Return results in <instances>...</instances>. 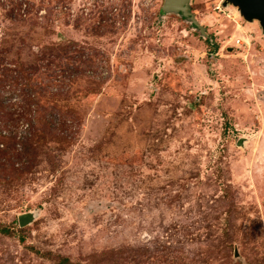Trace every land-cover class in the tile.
<instances>
[{"label": "rangeland", "instance_id": "obj_1", "mask_svg": "<svg viewBox=\"0 0 264 264\" xmlns=\"http://www.w3.org/2000/svg\"><path fill=\"white\" fill-rule=\"evenodd\" d=\"M223 1H190L211 52L162 0H0V125L36 129L0 264H264V33Z\"/></svg>", "mask_w": 264, "mask_h": 264}, {"label": "water", "instance_id": "obj_2", "mask_svg": "<svg viewBox=\"0 0 264 264\" xmlns=\"http://www.w3.org/2000/svg\"><path fill=\"white\" fill-rule=\"evenodd\" d=\"M191 0H162L160 6V15L174 14L182 17L183 21L191 23L192 27L198 31L199 35L211 40L210 35L206 32L205 27L196 18L190 9ZM228 3L235 6L239 15L246 21L252 22L256 20L262 33H264V0H224L223 5ZM230 48V47H229ZM246 138L239 137L236 144L244 146ZM36 215L35 210H27L17 214V223L24 226L30 223Z\"/></svg>", "mask_w": 264, "mask_h": 264}, {"label": "trees", "instance_id": "obj_3", "mask_svg": "<svg viewBox=\"0 0 264 264\" xmlns=\"http://www.w3.org/2000/svg\"><path fill=\"white\" fill-rule=\"evenodd\" d=\"M207 42L211 47V51L213 52L216 48V44L209 42L208 40ZM34 98H36V95L29 90L27 92L26 102H24V104L27 105V108L30 107V104H34L33 101L30 102V100H33ZM24 104L23 109L25 107ZM20 112L22 111H13V113L18 114ZM17 116L18 118H14L15 120L13 122L3 120V125H0V136L3 137V139L5 140V145L2 144V147H0V161L5 164L11 163L10 168L16 171L18 170V168L12 167L11 160L12 158H16L17 161H22L23 155L28 152V141L30 140L31 135H33L36 131L35 126L33 124V119L35 117H29V119H27L26 121V127L25 129H23V133H18L17 128L19 124L16 122L20 119L21 116Z\"/></svg>", "mask_w": 264, "mask_h": 264}, {"label": "built area", "instance_id": "obj_4", "mask_svg": "<svg viewBox=\"0 0 264 264\" xmlns=\"http://www.w3.org/2000/svg\"><path fill=\"white\" fill-rule=\"evenodd\" d=\"M240 39H242V38H240V37L235 38V42L240 43Z\"/></svg>", "mask_w": 264, "mask_h": 264}, {"label": "flooded vegetation", "instance_id": "obj_5", "mask_svg": "<svg viewBox=\"0 0 264 264\" xmlns=\"http://www.w3.org/2000/svg\"><path fill=\"white\" fill-rule=\"evenodd\" d=\"M180 19H182L183 20V18L182 17H180ZM206 39V38H205ZM207 40V39H206ZM209 42H212V43H214L212 40H208ZM215 44V43H214ZM212 52V51H211Z\"/></svg>", "mask_w": 264, "mask_h": 264}, {"label": "crops", "instance_id": "obj_6", "mask_svg": "<svg viewBox=\"0 0 264 264\" xmlns=\"http://www.w3.org/2000/svg\"><path fill=\"white\" fill-rule=\"evenodd\" d=\"M180 18V17H179Z\"/></svg>", "mask_w": 264, "mask_h": 264}]
</instances>
